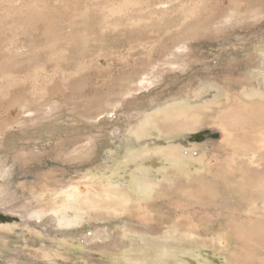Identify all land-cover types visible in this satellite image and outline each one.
Returning a JSON list of instances; mask_svg holds the SVG:
<instances>
[{
    "label": "rangeland",
    "instance_id": "rangeland-1",
    "mask_svg": "<svg viewBox=\"0 0 264 264\" xmlns=\"http://www.w3.org/2000/svg\"><path fill=\"white\" fill-rule=\"evenodd\" d=\"M183 41L190 48L180 58L189 66L162 67ZM262 52L264 0H0V134L5 124L13 127L2 134L0 203L19 196L34 214L0 209V264H264V196L258 190L264 183V100L243 99L264 77ZM143 73L149 78L138 86ZM197 85L205 90L196 97ZM21 88L57 106L60 120L16 127L13 121L27 115L23 101L12 100ZM126 89L134 95L124 96ZM187 96L192 104H212L195 117L204 118L203 126L169 137L153 131L155 105ZM115 128L121 133L114 135ZM66 140H81L75 142L81 156L61 159L51 151ZM168 142L204 152L190 163V177L166 164L161 151ZM15 148L24 150L23 163L14 159ZM32 149L40 155L32 158ZM136 150L151 154L140 162ZM146 174L157 185L138 195L134 181ZM195 177L201 181L194 184ZM58 212L61 219L53 222ZM101 234L105 238L85 242ZM114 240L118 247L110 245ZM94 242L103 246L93 248Z\"/></svg>",
    "mask_w": 264,
    "mask_h": 264
},
{
    "label": "bare ground",
    "instance_id": "bare-ground-1",
    "mask_svg": "<svg viewBox=\"0 0 264 264\" xmlns=\"http://www.w3.org/2000/svg\"><path fill=\"white\" fill-rule=\"evenodd\" d=\"M114 3H115V1H113ZM122 2V1H121ZM123 4V3H122ZM106 6V5H105ZM119 6V5H118ZM122 6V5H121ZM119 8V7H118ZM195 8V7H194ZM171 9H173V8H171ZM193 9V8H192ZM106 10V9H105ZM163 10V9H162ZM183 10V9H182ZM86 11V10H85ZM150 11H151V9H150ZM155 11V10H154ZM173 11V10H172ZM89 11L87 10V13H88ZM111 12V11H110ZM140 12V11H139ZM148 12V11H147ZM170 12V11H169ZM174 12V11H173ZM86 13V12H85ZM84 13V14H85ZM90 13V12H89ZM143 13V12H142ZM145 13V12H144ZM149 13V12H148ZM161 13V12H160ZM163 13V12H162ZM84 14H83V16H84ZM165 14V13H164ZM102 15V14H101ZM162 15V14H161ZM169 15V14H168ZM178 15H179V13H178ZM136 16V15H135ZM158 16V15H157ZM78 17H80V14H79V16ZM77 17V18H78ZM137 17V16H136ZM139 17V16H138ZM142 17V16H141ZM169 17V16H168ZM176 17V16H175ZM181 17V16H180ZM98 18V17H97ZM101 18V17H100ZM154 18V17H153ZM160 18H161V16H160ZM164 18V17H163ZM171 18V17H170ZM75 19V18H74ZM73 19V20H74ZM85 19V18H84ZM133 19H135V18H133ZM132 19V20H133ZM157 19V18H156ZM166 19V18H165ZM87 21H88V19H86ZM91 20H92V18H91ZM97 20V19H96ZM100 20V19H99ZM167 20V19H166ZM83 21V20H82ZM85 21V20H84ZM83 21V23H86L87 24V21L86 22H84ZM125 21V20H124ZM154 21V20H153ZM163 21H165V20H163ZM168 21V20H167ZM75 22H77V21H75ZM121 22H123V21H121ZM146 22V21H145ZM160 22V21H159ZM158 22V23H159ZM78 23V22H77ZM103 23H105V22H103ZM143 24H144V22H142ZM150 23V22H149ZM154 23V22H153ZM167 23V22H166ZM170 23V22H169ZM73 24V23H72ZM89 24V23H88ZM109 24H111L110 22H109ZM119 24V23H118ZM142 24V25H143ZM160 24V23H159ZM83 25H85V24H83ZM134 25V24H133ZM141 25V24H140ZM148 25V24H147ZM155 25H157V23L155 24ZM82 26V25H81ZM96 26V25H95ZM110 26V25H109ZM176 26V25H175ZM84 27H86V26H84ZM116 27V26H115ZM129 27L130 26H128L127 28L129 29ZM160 27V26H159ZM172 26H170V28H171ZM71 28V27H70ZM77 28V27H76ZM76 28L74 29V30H76ZM99 28V27H98ZM123 28V27H122ZM135 28V27H134ZM139 28V27H138ZM79 29V28H78ZM77 29V30H78ZM106 29V28H105ZM114 29V28H113ZM120 29V28H119ZM118 29V30H119ZM125 29V28H124ZM140 29H141V27H140ZM142 29H144V28H142ZM150 30H151V28H149ZM166 29V28H165ZM148 30V29H147ZM152 30H154V29H152ZM160 30H161V28H160ZM73 31V30H72ZM112 31V30H111ZM130 31V30H129ZM129 31H128V33H129ZM142 31V30H141ZM145 30H143V32H144ZM174 31V30H173ZM97 32V31H96ZM113 32V31H112ZM122 32V31H121ZM135 32V31H134ZM147 32V31H146ZM153 32V31H152ZM154 32H155V30H154ZM157 32V31H156ZM171 32H172V30H171ZM105 33H106V31H105ZM123 33V32H122ZM121 33V34H122ZM159 33V32H158ZM164 33V32H163ZM92 34V33H91ZM133 34V33H132ZM147 34H149V33H147ZM99 35H101V34H99ZM96 35H93V37H95ZM147 36V35H146ZM74 38H75V36H74ZM77 38V37H76ZM75 38V39H76ZM86 38V37H85ZM103 38H105V37H103ZM127 38H129V37H127ZM96 39V38H95ZM97 39H99V38H97ZM145 39V38H144ZM34 40V39H33ZM85 40V39H84ZM87 40V39H86ZM102 40V39H101ZM113 40V39H112ZM187 40H189V39H187ZM186 40V41H187ZM36 41V40H35ZM34 41V42H35ZM78 41H79V38H78ZM93 41V40H92ZM111 41V40H110ZM128 41V40H127ZM126 41V42H127ZM137 41H139V40H137ZM191 41V40H190ZM33 42V41H32ZM57 42V41H56ZM83 42V41H82ZM95 42V41H94ZM98 42H102V41H98ZM132 42V41H131ZM143 42V41H142ZM184 42V41H183ZM29 43H31V42H29ZM28 43V44H29ZM45 43H47V42H45ZM77 43V42H76ZM114 43V42H113ZM27 44V45H28ZM37 44V43H36ZM62 44V43H61ZM64 44V43H63ZM79 44H82V43H80L79 42ZM99 44H101V43H99ZM127 44V43H126ZM140 44V43H139ZM174 44V43H173ZM31 45V44H30ZM38 45V44H37ZM36 45V46H37ZM40 45V44H39ZM102 45H103V43H102ZM159 45V44H158ZM164 45V44H163ZM101 46V45H100ZM129 46H130V44H129ZM160 46V45H159ZM193 46V45H192ZM24 47V46H23ZM22 47V48H23ZM26 47V46H25ZM28 47H29V45H28ZM85 47V46H84ZM105 47V46H104ZM107 47H110L109 45H107ZM156 47V46H155ZM155 47H153V48H155ZM162 47L163 46H161V47H158V48H161L162 49ZM48 48V47H47ZM79 48V47H78ZM157 48V49H158ZM164 48V47H163ZM190 47H189V44L187 43V42H184L183 44H181V45H179V46H176V48H175V50H170V53H168V55H166V57L162 60L163 61V64H161L162 65V67H163V65H164V67L167 65V66H170L172 69H175V70H182V69H184L185 67H188L189 66V64L186 62V61H182L181 60V54H184L185 52H187V50L189 49ZM25 49V48H24ZM27 49V48H26ZM44 49H46V48H44ZM80 49H81V47H80ZM111 49V48H110ZM15 50V49H14ZM13 50V51H14ZM29 50H31V49H29ZM36 49H33L32 50V52L33 51H35ZM43 50V49H42ZM107 50V49H106ZM106 50H105V52H106ZM108 50H109V48H108ZM114 49H111L110 50V52L111 51H113ZM134 50H136V49H134ZM147 50H149V49H147ZM153 50V49H152ZM160 50V49H159ZM165 50H166V48H165ZM17 51V50H16ZM23 51V50H22ZM28 51V50H27ZM37 51V50H36ZM73 51V50H72ZM79 51V50H78ZM145 51V50H144ZM144 51H142V52H144ZM155 51H157L156 49H155ZM162 51V50H161ZM190 51H191V49H190ZM29 52V51H28ZM31 52V51H30ZM81 52V51H80ZM80 52H77L76 51V53H80ZM132 52V51H131ZM147 52V51H146ZM15 53V52H14ZM13 53V54H14ZM21 53H23V52H21ZM20 53V54H21ZM70 53V52H69ZM112 53V52H111ZM128 53H129V50H128ZM128 53H127V55H128ZM155 53V52H154ZM160 53H162V52H160ZM18 54V53H17ZM19 54V55H20ZM95 54V53H94ZM16 55V54H15ZM26 54H24V56H25ZM70 55V54H69ZM76 55V54H75ZM82 55V54H81ZM21 56V55H20ZM77 56V55H76ZM147 56H150V55H147ZM165 56V55H164ZM16 57H18V56H16ZM74 57V56H73ZM72 57V58H73ZM94 57V56H93ZM182 57H185V56H182ZM76 58V57H75ZM137 58V57H136ZM18 59V58H17ZM16 58H15V60H17ZM74 59V58H73ZM82 59V58H81ZM260 60H261V63H260V67H263L264 66V52H262L261 54H260V58H259ZM258 59V60H259ZM13 60V59H12ZM21 60V59H20ZM37 60V59H36ZM85 60V59H84ZM142 60H144V59H142ZM67 61V60H66ZM80 61V60H79ZM137 61H138V59H137ZM7 62V63H6ZM6 62H4L3 61V64H2V66H4V68H7L8 67V65L10 64V62H8L7 60H6ZM16 62V61H15ZM72 62V61H71ZM78 62V61H77ZM83 61H81V63H82ZM149 62V61H148ZM192 62L194 63V62H200V63H202V64H204L202 61H198V60H193L192 59ZM260 62V61H259ZM258 62V63H259ZM145 63V62H144ZM161 63V62H160ZM76 64V63H75ZM75 64H73L74 66H76ZM137 64V63H136ZM146 64V63H145ZM155 64V63H154ZM206 64V63H205ZM98 65V64H97ZM135 65V64H134ZM143 65V64H142ZM157 65V64H156ZM160 65V64H159ZM78 66V65H77ZM101 66V65H100ZM99 66V67H100ZM10 67V66H9ZM73 67V66H72ZM98 67V66H97ZM154 67V66H153ZM3 68V69H4ZM59 68V67H58ZM155 68V67H154ZM24 68H22V70H23ZM54 69V68H53ZM74 69H76V68H74ZM150 69V68H149ZM44 70V69H43ZM155 70H157L156 68L155 69H153V71H155ZM147 72H149V71H147ZM146 72V73H147ZM63 73V72H62ZM146 73H143V75H144V77L143 76H141V78L142 79H140V80H138L137 82V85L138 86H142L141 84L143 83V81H147V79L149 78L148 77V75H146ZM125 74V73H124ZM45 75V74H44ZM43 75V76H44ZM147 77H146V76ZM253 75V74H252ZM46 76V75H45ZM47 76H48V74H47ZM122 76V75H121ZM126 77H127V75H125ZM129 77V76H128ZM131 77V76H130ZM36 78V77H35ZM47 78V77H46ZM125 78V77H124ZM133 78H134V76H133ZM137 78V77H136ZM138 78H139V75H138ZM262 80H261V84H259V85H253L252 84V89L253 90H251V91H249L248 89H247V87H249V86H246V89H245V91L247 90V92L248 93H246L245 92V96L247 97V98H243V99H246V101H248L249 102V100L250 101H255L254 99H261V100H264V77H262L261 78ZM123 80V79H122ZM126 80V79H125ZM132 80V79H131ZM137 80V79H136ZM41 81V80H40ZM46 81V80H45ZM130 81V80H129ZM133 81H135V78H134V80ZM117 82V81H116ZM257 82V81H256ZM41 83V82H40ZM47 83V82H46ZM124 83H126V82H124ZM123 83V84H124ZM252 83V82H251ZM258 83V82H257ZM260 83V82H259ZM44 84V83H43ZM249 84V83H248ZM40 85V84H39ZM36 86V85H35ZM198 86V85H197ZM197 86H196V88H197ZM37 87V86H36ZM41 87V86H40ZM67 87V86H66ZM131 87H133V86H131ZM127 88V87H126ZM195 88V89H196ZM212 88H216L215 86L214 87H212ZM245 88V87H244ZM31 89H34V87H32ZM36 90H38L37 88H35ZM52 89V88H51ZM120 89H122V88H120ZM125 89V88H124ZM134 89V88H133ZM140 89V88H139ZM251 89V88H250ZM57 90H59V88L57 89ZM127 90V89H126ZM135 90V89H134ZM202 90H205L204 89V87H202L201 85H199L198 86V88L195 90V96L197 97L198 95H199V93L202 91ZM42 91H44L43 89H42ZM61 91V90H60ZM59 92V91H58ZM111 92V91H110ZM130 92H132L131 90H127L125 93H124V96L125 95H128ZM134 92V91H133ZM187 93V92H186ZM185 93V94H186ZM56 95V94H55ZM119 95V94H118ZM129 95H134V93H132V94H129ZM242 95V94H241ZM244 95V94H243ZM12 96H13V98H12V100L13 101H16V100H22L23 101V105H24V107H25V112H26V117H23V118H21V119H16L15 121H13V123L16 125V127H18L19 129H21V130H25V129H27V128H33L34 126L35 127H38V126H44V124H49V123H51V122H53L54 120H60V119H58V112H59V109L57 108V106H53V105H48V103H41V102H39V101H36V100H33V99H31L30 97H29V95H28V90H26V89H24V88H21V89H19V90H17V92H13V94H12ZM49 96H50V94H49ZM52 96V95H51ZM50 96V97H51ZM123 96V97H124ZM241 97V96H240ZM54 98V97H53ZM110 98V97H109ZM232 98H233V96H232ZM47 99V98H46ZM229 99V98H228ZM228 99H226V100H228ZM248 99V100H247ZM109 100V99H108ZM206 101V100H205ZM12 102V101H11ZM116 102H118V101H116ZM230 102V101H229ZM232 102V101H231ZM22 103V102H21ZM227 103H228V101H227ZM234 103V102H233ZM253 103V102H252ZM257 103V102H256ZM262 103V102H261ZM254 104V103H253ZM252 104V105H253ZM262 104H264V103H262ZM227 105V104H226ZM234 105V104H233ZM256 105H258V104H256ZM40 106H44V109H42V111L40 110ZM112 106V105H111ZM156 106V109L155 110H153L154 111V113H159V115L157 116V118H156V120L151 124V125H154V127H153V131H156V129L159 131V134H161L162 136H167V137H169V136H171V135H175V134H177V133H180V132H183L184 133V131H187V130H192V131H194V130H196V129H199V128H201L202 126H203V124L205 123V120H204V118L202 119L201 117L199 118V119H196L195 117H196V115H203L207 110H208V108H210L211 106H212V104H202V103H195V104H192V102L189 100V98H188V96L186 97V98H183V99H180V100H173V101H171V102H167L166 104H162V105H160V104H157V105H155ZM260 106V105H259ZM34 107H36V108H38L39 110H40V112L38 111V110H36L35 111V108ZM135 111H139V110H135ZM147 112V109H145V110H143V111H139V114H141V115H139V116H142L143 114H145L146 112ZM152 111V112H153ZM34 112L36 113L35 114V116H34ZM161 112V113H160ZM208 112H210V111H208ZM212 112H214V109H212ZM211 112V113H212ZM138 113V112H137ZM207 113V112H206ZM205 113V114H206ZM28 114H30V115H28ZM32 114V115H31ZM130 114V113H129ZM246 114H248V112L246 113ZM155 115V114H154ZM138 117L137 116V114H135V115H132L131 116V118L132 117ZM144 116H147L148 117V114L147 115H144ZM150 116H151V114H150ZM153 116V115H152ZM130 118V119H131ZM151 118V117H150ZM239 118H240V116H239ZM244 118V117H243ZM242 118V119H243ZM144 119L146 120V117H144ZM235 119H236V117H235ZM241 119V121H244V120H246L247 118H245L244 120H242ZM237 120V119H236ZM192 121V122H191ZM195 121V122H194ZM46 122H49V123H46ZM59 123V122H58ZM143 123V124H142ZM141 124H142V127L143 126H146V124H148V122L147 121H145V122H142ZM149 123H150V121H149ZM216 123V122H215ZM245 123V122H244ZM13 124V125H14ZM145 124V125H144ZM213 124V123H212ZM217 124V123H216ZM240 124H243V123H240ZM6 126H4V128L3 129H1V134H0V146H1V144H2V142H3V137H2V134H4L7 130H10V129H12L13 127H12V124L11 125H9V123L8 124H5ZM137 125V124H136ZM141 127V126H140ZM212 128H217L215 125H212L211 126ZM120 128V127H119ZM128 127L127 126H124V127H122L121 129H127ZM135 128H136V130H135ZM134 128V130L132 131L133 133H132V135H135V136H138V134H139V132H138V134H137V130H139V129H137L138 127H135ZM156 128V129H155ZM155 129V130H154ZM13 130V129H12ZM17 130V129H16ZM212 130V129H211ZM141 131V130H140ZM8 132V131H7ZM112 133L115 135L116 133H118V134H120L121 133V131L119 130V129H117V128H115V129H113V131H112ZM141 133V132H140ZM152 133V132H151ZM150 133V134H151ZM154 133V132H153ZM5 134H7V133H5ZM158 134V133H157ZM190 134V133H189ZM182 136V135H181ZM143 137V136H142ZM159 137H161V136H159ZM4 138H5V136H4ZM144 138V137H143ZM181 138V137H180ZM162 139V138H161ZM186 139V138H185ZM202 139V138H201ZM89 141H92V138H89L88 139ZM157 140V139H156ZM160 140V139H159ZM59 141V140H58ZM81 140H77V141H72V140H66V142H56V141H54V142H56V143H53L54 145L52 146V148H51V151L52 152H54V153H56L57 154V156L59 157V156H61V159H66V158H69V159H76L77 158V156H81V154H80V150L78 149L79 148V146L80 145H77L76 143H79ZM180 141V140H179ZM194 141V140H193ZM76 142V143H75ZM93 142V141H92ZM225 142V141H224ZM94 143V142H93ZM156 143V142H155ZM169 143V146L168 147H166V149H164L163 151H161V152H164V154L166 155L165 157V159H166V164L167 165H172L176 170H178L176 173H179L180 174V172L179 171H182L184 174H185V176H187V177H190V175L191 174H193V173H191V172H189L188 170V167L190 166V163H192L193 161H198L200 158H202L203 156V151L202 150H200V149H198V151L197 152H194L193 151V149H187V148H182L180 145H178V144H171V142H168ZM210 143V142H209ZM230 143V142H229ZM228 143V144H229ZM158 144V143H157ZM182 144V143H181ZM213 144V143H212ZM221 144V143H220ZM223 144V143H222ZM85 145L87 146V145H90V144H88V143H85ZM193 146H194V144H192ZM211 145V144H210ZM223 145H226V143H224ZM233 145H235V144H233ZM54 146H58V148H56V147H54ZM144 146V145H143ZM186 146V145H185ZM202 146V145H201ZM215 146V145H214ZM216 146H217V144H216ZM215 146V147H216ZM160 147V146H159ZM215 147H214V149H215ZM223 147V146H222ZM257 147V146H256ZM219 148V147H218ZM217 148V149H218ZM228 148V147H227ZM237 148V147H236ZM235 148V149H236ZM146 149V148H145ZM201 149H206V148H201ZM257 149V148H256ZM190 150H192V151H190ZM220 150V149H219ZM218 150V151H219ZM240 150V149H239ZM241 150H243V149H241ZM245 150V149H244ZM148 151V153H145V152H147ZM221 151V150H220ZM219 151V153L221 154V152H223V151H221L220 152ZM256 151V150H255ZM31 153V157L32 158H36L37 156H39L40 155V153H39V151L37 150V149H32L31 151H30ZM87 152H89V151H87ZM86 152V153H87ZM236 152H240V151H236ZM246 152V151H245ZM248 152V151H247ZM91 153V152H90ZM137 153V154H136ZM158 153V152H157ZM160 153V152H159ZM148 154H151V153H149V150H136L135 151V154H134V156H135V158H139L140 159V162L143 160V159H145L146 158V156L148 155ZM237 154V153H236ZM244 154V153H243ZM247 154V153H246ZM24 155H25V152H24V150H22V149H20V148H15L14 149V159L17 161V162H24L25 161V157H24ZM138 155V156H137ZM239 155H242L241 153L239 154ZM238 155V156H239ZM238 156H236V158L238 157ZM246 156V155H245ZM223 157V156H222ZM244 157V155H242V158ZM249 158H250V154H249V156H248ZM220 158V157H219ZM241 158V157H240ZM245 158V157H244ZM243 158V159H244ZM223 159V158H222ZM136 161L135 162H138L137 161V159H135ZM240 160H242V159H240ZM248 160V159H247ZM246 160V161H247ZM220 162V161H219ZM221 163V162H220ZM244 163H248V162H244ZM222 165V164H221ZM222 167V166H221ZM3 169H5V168H3ZM173 169V168H172ZM169 171H170V169H168ZM168 170H167V172H168ZM194 171V170H193ZM194 172H196V171H194ZM2 173V172H1ZM165 173V172H164ZM170 173V172H169ZM135 174V173H134ZM190 174V175H189ZM148 174H146V175H143V176H140V177H138V178H136L135 180L136 181H134V183H135V186H137V189H138V195L139 194H145V193H147V192H149V191H152V190H154L155 188V185H157V182L153 179V178H150V176H147ZM169 175V174H168ZM177 175V174H176ZM163 176H164V174H163ZM169 177V176H168ZM184 177V176H183ZM202 177V176H201ZM200 177V178H201ZM0 178H2L3 179V175H0ZM166 178V177H165ZM164 178V179H165ZM171 178V177H170ZM180 178V177H179ZM186 178V177H185ZM196 178V180H193L192 182L194 183V181H196L195 183H197V181H199V179L200 178H198V180H197V177H195ZM171 179H173V178H171ZM178 179V178H177ZM174 180V179H173ZM164 181L165 180H163V182L162 183H164ZM168 181V180H167ZM166 181V182H167ZM178 181H181V179L180 180H178ZM177 181V182H178ZM201 181V180H200ZM199 181V182H200ZM161 182V181H160ZM166 182H165V184H166ZM198 182V183H199ZM159 183V182H158ZM173 183V182H172ZM194 183V184H195ZM169 184H171V182L169 183ZM182 184H183V182H182ZM162 185V184H161ZM185 185V184H184ZM126 186V185H125ZM174 186V185H173ZM194 186V185H193ZM132 187V186H131ZM162 187V186H161ZM161 187H160V189H161ZM133 188H136V187H133ZM159 189V190H160ZM166 189V188H165ZM226 189H228V188H226ZM133 190H135V189H133ZM164 190V189H163ZM162 190V191H163ZM230 190V189H229ZM124 191V190H123ZM120 192V191H119ZM136 192H137V190H136ZM3 193V190L1 189V187H0V195ZM129 194V193H128ZM126 194H125V198H126ZM135 197V196H134ZM129 198H130V196H129ZM128 198V199H129ZM127 199V198H126ZM136 199V198H135ZM137 199H139V197H137ZM20 199H19V196H13L12 198H11V201L12 202H10V203H8V204H5V203H0V209L1 210H3V211H5V212H9V213H13V214H17V215H19L20 217H29L31 214L32 215H34L33 214V212L31 211V206L29 205L30 203H28V202H26V201H19ZM19 201V202H18ZM128 201V200H127ZM220 201H222L221 202V204L222 203H224V201H225V199H223V200H220ZM238 202V201H237ZM38 205V204H37ZM40 206H43V204L41 203V205ZM262 206H263V204H262ZM261 206V207H262ZM38 207V206H37ZM46 209L47 210H49V211H51V210H54V208H53V205L51 204V205H49V206H47L46 207ZM233 209V208H232ZM261 209H263V211H264V206L261 208ZM62 213H65V212H62ZM68 214V213H67ZM63 215V214H62ZM61 215V216H62ZM63 216H66V213H65V215H63ZM63 216H62V218H63ZM51 220L53 221V222H55V221H57V220H60L61 218H60V214H59V212L58 213H56L55 215H52L51 217ZM67 218H69V217H67ZM94 238H97V239H103V238H105V235L104 234H101V235H98V236H96V235H94V236H90V237H87L86 239H85V242L86 243H88L89 241H92ZM188 238V237H187ZM186 239V238H185ZM190 239V238H189ZM178 240V239H177ZM192 240H194V239H192ZM191 240V241H192ZM105 241V240H104ZM179 241V240H178ZM184 242V241H183ZM195 242V241H194ZM140 243V242H139ZM181 243V242H180ZM94 244V246H93V248H96V247H101V246H103L102 245V243H99V242H94L93 243ZM196 244V243H195ZM110 245H112L113 247H118L119 246V243H117L116 242V240H114V241H112V243H110ZM140 250V249H139ZM91 261V260H90ZM15 262V261H14Z\"/></svg>",
    "mask_w": 264,
    "mask_h": 264
},
{
    "label": "crops",
    "instance_id": "crops-1",
    "mask_svg": "<svg viewBox=\"0 0 264 264\" xmlns=\"http://www.w3.org/2000/svg\"><path fill=\"white\" fill-rule=\"evenodd\" d=\"M258 190H259V192H263L262 196H264V183L258 184Z\"/></svg>",
    "mask_w": 264,
    "mask_h": 264
}]
</instances>
